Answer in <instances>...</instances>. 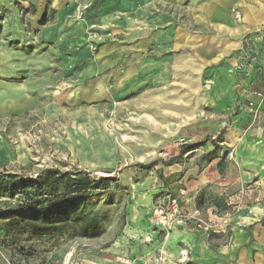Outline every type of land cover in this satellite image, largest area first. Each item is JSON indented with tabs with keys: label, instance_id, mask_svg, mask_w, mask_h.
Returning a JSON list of instances; mask_svg holds the SVG:
<instances>
[{
	"label": "rangeland",
	"instance_id": "1",
	"mask_svg": "<svg viewBox=\"0 0 264 264\" xmlns=\"http://www.w3.org/2000/svg\"><path fill=\"white\" fill-rule=\"evenodd\" d=\"M211 1L0 0V170L29 177L57 168L117 179L61 206L79 219L96 213L99 235L80 236L64 226L52 236L21 237L23 253L2 240L0 225V264H69L110 247L131 204L144 209L151 198L158 205L169 191L181 206L177 177L167 174L170 158L206 165L219 156L221 171L236 155L262 159L264 114L259 125L251 123L246 100L254 79L264 82V22L232 35L229 45L202 36L212 33L209 19L220 28L239 24L245 5L264 14V0H235L227 18ZM47 4L54 21L39 25ZM168 56L169 92L155 79ZM110 57L103 63L129 64L109 79L107 93L85 96L84 84ZM219 134L223 140L213 145ZM194 142L200 144L183 151ZM216 194L213 184L202 188L200 216L223 203ZM150 214L153 222L155 208Z\"/></svg>",
	"mask_w": 264,
	"mask_h": 264
},
{
	"label": "crops",
	"instance_id": "2",
	"mask_svg": "<svg viewBox=\"0 0 264 264\" xmlns=\"http://www.w3.org/2000/svg\"><path fill=\"white\" fill-rule=\"evenodd\" d=\"M234 2L235 0H213L211 5L215 12L220 10L227 18L228 8ZM55 12L54 9V14ZM210 20L207 25L212 33L203 34L202 37L229 45L232 35L246 32L263 23L264 14L255 11L248 4L243 8L242 21L237 25H225L220 28ZM53 21L54 17L48 23ZM163 37L170 41V29L164 28ZM145 45L147 43L140 42L138 47ZM223 53L224 51L219 55L222 56ZM170 57L165 59L164 70L158 77H155L156 73L154 75L158 83H163L162 88L167 92L170 91L171 85L166 84L170 83L172 78ZM112 60L110 57L100 62ZM134 60L131 62L132 67L137 66L133 64ZM150 60L149 65L155 66L152 62L154 59ZM128 64V61H125L116 68L114 64L103 63V71L84 84L85 96L93 97L102 92L107 93L109 79L113 75L122 74L119 68L125 70ZM258 69L255 71L258 72ZM249 76L251 79L252 75ZM253 83H256L255 86L264 84L259 79H254ZM164 106L165 109H171L170 101H165ZM148 119L151 118L148 116ZM261 153V160L244 159L236 155L222 171L218 167L219 156H214L206 165L197 160L193 163L180 160L168 164L167 174L177 177L175 182L181 194L179 198L184 211L199 212L196 195L209 184H213L215 188V199L222 200L227 207L223 210L212 204L201 211L204 219L214 223L215 228L209 234L195 229L189 222L176 225L169 231L157 228L150 218V213L157 203L152 202L150 198L144 209L139 203L131 204L124 230L110 247L102 248L95 254L90 250L86 251L82 256L72 258L69 264H264V148ZM164 198L165 196L162 199Z\"/></svg>",
	"mask_w": 264,
	"mask_h": 264
},
{
	"label": "trees",
	"instance_id": "3",
	"mask_svg": "<svg viewBox=\"0 0 264 264\" xmlns=\"http://www.w3.org/2000/svg\"><path fill=\"white\" fill-rule=\"evenodd\" d=\"M53 14L54 9L47 4L37 23L44 25L50 22ZM207 138L200 143H204ZM222 140V134H219L216 138H212L211 142L214 145ZM198 143L186 144L183 151L196 147ZM175 162L178 161L170 158L165 164ZM112 182L117 184L114 176L94 178L85 171L70 173L57 168H44L35 176L26 177L18 173H7L6 169H1L0 198L4 200L0 205L2 240L24 253L25 248L20 243L21 237L29 239L44 235L52 236L55 231L58 233L66 231L64 226H70L80 236L99 235L100 225L96 213L79 219L78 216L70 217L61 206L86 198L93 191L109 189ZM201 191L202 189L195 198L197 207ZM170 193L168 191V194ZM222 204L216 202L215 205L225 210L227 207Z\"/></svg>",
	"mask_w": 264,
	"mask_h": 264
},
{
	"label": "built area",
	"instance_id": "4",
	"mask_svg": "<svg viewBox=\"0 0 264 264\" xmlns=\"http://www.w3.org/2000/svg\"><path fill=\"white\" fill-rule=\"evenodd\" d=\"M264 105V84L262 86H253L249 90V97L246 102V108L250 117L251 123L259 125L263 115ZM156 216L154 224L157 228L164 231H169L174 226L181 223L189 222L199 231L209 234L214 230V223L204 219L197 212L189 213L182 209L177 199L167 194L162 202L156 207ZM73 264H82L74 262Z\"/></svg>",
	"mask_w": 264,
	"mask_h": 264
}]
</instances>
